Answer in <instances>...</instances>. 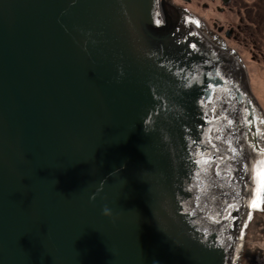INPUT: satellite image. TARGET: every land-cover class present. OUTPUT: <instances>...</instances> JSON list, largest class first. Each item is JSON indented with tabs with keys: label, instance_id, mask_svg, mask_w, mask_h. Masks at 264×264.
Listing matches in <instances>:
<instances>
[{
	"label": "water",
	"instance_id": "95a60500",
	"mask_svg": "<svg viewBox=\"0 0 264 264\" xmlns=\"http://www.w3.org/2000/svg\"><path fill=\"white\" fill-rule=\"evenodd\" d=\"M261 160L264 103L209 17L0 0V264H257Z\"/></svg>",
	"mask_w": 264,
	"mask_h": 264
},
{
	"label": "rangeland",
	"instance_id": "374dc122",
	"mask_svg": "<svg viewBox=\"0 0 264 264\" xmlns=\"http://www.w3.org/2000/svg\"><path fill=\"white\" fill-rule=\"evenodd\" d=\"M203 2H206V6L202 4ZM243 2L245 4H241L246 6V10L239 11L240 6L236 1L235 10L231 12L226 10L222 15H218L215 11V7L221 5L219 1L209 3L206 0L199 2L192 0L187 6L209 17L213 22L216 18L220 19L224 29L240 26L239 39L227 40L231 48L242 54L264 103V0H243ZM257 264H264V219L258 240Z\"/></svg>",
	"mask_w": 264,
	"mask_h": 264
},
{
	"label": "flooded vegetation",
	"instance_id": "af4514ba",
	"mask_svg": "<svg viewBox=\"0 0 264 264\" xmlns=\"http://www.w3.org/2000/svg\"><path fill=\"white\" fill-rule=\"evenodd\" d=\"M178 1H180V0H178ZM181 1L185 5H190V3L192 2V0H181ZM199 1L200 0H197V2H199ZM206 1L209 2V3H214L215 1H219L220 2L221 5L215 7V11H216V13L218 15L219 14L220 15L224 14V12L226 10L229 11V12L235 10L236 1H237V4H239V6H240L238 8L239 11L246 10V6L241 4V3H244L243 0H206ZM202 4L204 6H206V2H203ZM204 8L206 9L207 7H204ZM248 8L249 7H247V9ZM240 22H241V20H240ZM213 23L215 24L217 29L223 30V32H224V34H225L227 39H235V40L239 39L238 35L240 34V31H241L240 26L239 27L230 26V27H227L226 29H224L223 25H221V20L218 19V18H216Z\"/></svg>",
	"mask_w": 264,
	"mask_h": 264
},
{
	"label": "snow or ice",
	"instance_id": "6c2138e0",
	"mask_svg": "<svg viewBox=\"0 0 264 264\" xmlns=\"http://www.w3.org/2000/svg\"><path fill=\"white\" fill-rule=\"evenodd\" d=\"M193 47H195L193 45ZM207 163V161H205ZM256 181H257V199L251 202V207L256 209L259 204V197L264 194V160H261L256 168Z\"/></svg>",
	"mask_w": 264,
	"mask_h": 264
},
{
	"label": "clouds",
	"instance_id": "9594fccd",
	"mask_svg": "<svg viewBox=\"0 0 264 264\" xmlns=\"http://www.w3.org/2000/svg\"><path fill=\"white\" fill-rule=\"evenodd\" d=\"M103 215L106 216V217H110L112 215V213L107 207H105L103 209Z\"/></svg>",
	"mask_w": 264,
	"mask_h": 264
},
{
	"label": "bare ground",
	"instance_id": "6f19581e",
	"mask_svg": "<svg viewBox=\"0 0 264 264\" xmlns=\"http://www.w3.org/2000/svg\"><path fill=\"white\" fill-rule=\"evenodd\" d=\"M255 82V81H254ZM256 84V83H255ZM257 86V85H256ZM257 90H258V88H257ZM258 92H259V90H258ZM259 94H260V92H259ZM260 96H261V94H260ZM262 97V96H261ZM260 246V245H259Z\"/></svg>",
	"mask_w": 264,
	"mask_h": 264
}]
</instances>
